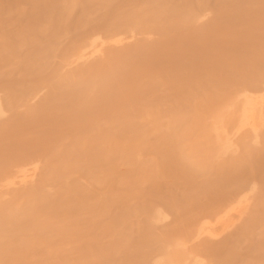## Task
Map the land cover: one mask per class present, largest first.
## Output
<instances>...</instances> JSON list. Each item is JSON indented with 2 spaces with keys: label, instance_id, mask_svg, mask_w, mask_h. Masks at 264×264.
<instances>
[{
  "label": "bare ground",
  "instance_id": "obj_1",
  "mask_svg": "<svg viewBox=\"0 0 264 264\" xmlns=\"http://www.w3.org/2000/svg\"><path fill=\"white\" fill-rule=\"evenodd\" d=\"M0 264H264V0H0Z\"/></svg>",
  "mask_w": 264,
  "mask_h": 264
}]
</instances>
